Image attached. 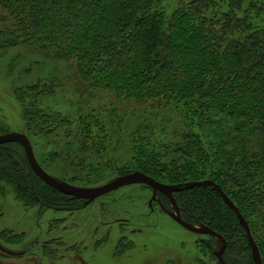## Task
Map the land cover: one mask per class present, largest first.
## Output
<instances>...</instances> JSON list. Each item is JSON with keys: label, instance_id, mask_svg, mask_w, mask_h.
<instances>
[{"label": "trees", "instance_id": "16d2710c", "mask_svg": "<svg viewBox=\"0 0 264 264\" xmlns=\"http://www.w3.org/2000/svg\"><path fill=\"white\" fill-rule=\"evenodd\" d=\"M19 46L74 63L87 95L75 115L43 108L59 97L60 82L21 95L25 135L48 174L33 139L66 162L109 166L117 116L149 112L153 122L139 118L134 164L115 178L140 172L167 186L215 182L247 221L264 264V0H0V51ZM180 55L191 62L160 83ZM221 116L234 124L216 121ZM8 189L41 214L88 207L45 184L16 142L0 146V197ZM174 198L184 222L225 238L227 264H254L245 229L219 193L202 187ZM158 199L173 210L167 196ZM202 237L198 248L220 264V242Z\"/></svg>", "mask_w": 264, "mask_h": 264}, {"label": "rangeland", "instance_id": "374dc122", "mask_svg": "<svg viewBox=\"0 0 264 264\" xmlns=\"http://www.w3.org/2000/svg\"><path fill=\"white\" fill-rule=\"evenodd\" d=\"M177 57L180 62L167 63L170 69L160 83L191 62L185 55ZM41 82H60L63 86L59 97L42 104L51 111L75 115L77 105L87 97L79 86L74 63L50 59L26 46L0 51V136L29 134L22 119L21 95ZM101 97H95L91 104L99 106L101 100L97 99ZM139 113L117 116L109 156L104 159L111 160L109 166L90 168L88 164L66 162L58 158L56 149L33 139L38 158L61 182L87 189L107 185L134 164L130 161L139 118L145 120L151 114L141 117L144 112ZM149 118L148 122H153L155 117ZM218 120L234 124L226 117ZM163 178L169 180L166 174ZM155 197L152 201L150 189L133 185L91 204L85 201L88 207L72 214L53 210L41 214L40 209H26L8 189L0 197V264H212L208 252L198 248V241L204 237L190 234L174 222L167 213H175L173 205V210L164 211L157 204L159 194Z\"/></svg>", "mask_w": 264, "mask_h": 264}, {"label": "water", "instance_id": "95a60500", "mask_svg": "<svg viewBox=\"0 0 264 264\" xmlns=\"http://www.w3.org/2000/svg\"><path fill=\"white\" fill-rule=\"evenodd\" d=\"M19 143L21 144L26 152L29 164L35 174L49 187H52L56 191L63 193L64 195L77 198L80 200L87 201V204H91L97 199L106 196L110 193H113L119 189L133 186V185H146L152 188L154 198H152V201H155L156 195L158 194H163L167 196L175 210V213L173 212H167L168 215L177 223L179 224L182 228L187 230L188 232L199 235V236H213L216 239H218L221 242V248L216 254L217 260L219 261L220 264H227L224 261V254L226 251V246H227V241L223 236L220 234H217L215 231L203 227V226H193L182 220L181 214L179 207L176 203V200L174 198V194L183 192L186 190H192L195 188H202V187H211L214 191L219 193L226 203L227 206H229L236 216L238 217V220L241 224V226L245 229V233L248 237L249 240V246L252 249V258L254 261V264H263L262 258H261V253L258 248L257 243L255 242L250 227L245 220V218L242 216L241 212L239 209L234 205V203L228 198V196L224 193L222 187L218 184H215L213 181H203V182H192L189 184L185 185H176V186H167L164 184H161L157 182L156 180L152 179L151 177L140 173V172H135L131 174H127L121 177H118L114 181L110 182L107 185L98 187V188H78L74 187L68 183L61 182L55 178H52L51 175H49L38 163L33 146L29 140V138L25 134H17V133H8L5 135L0 136V146L7 144V143Z\"/></svg>", "mask_w": 264, "mask_h": 264}]
</instances>
